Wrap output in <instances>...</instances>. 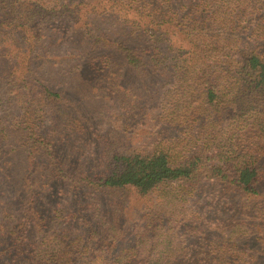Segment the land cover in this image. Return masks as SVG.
<instances>
[{"label": "rangeland", "instance_id": "obj_1", "mask_svg": "<svg viewBox=\"0 0 264 264\" xmlns=\"http://www.w3.org/2000/svg\"><path fill=\"white\" fill-rule=\"evenodd\" d=\"M143 1L0 0V250L8 252L11 232L26 222L29 249L45 239L55 249L72 246L70 255L80 258L85 251L77 248L86 240L95 264L135 245L139 235L150 240L131 251L133 258L219 264L235 253L229 264H264V181L256 197L221 182L166 186L175 199L132 188L97 190L81 179L105 176L115 156L168 147L186 137V124L201 125L184 119L201 113V92L172 59L186 58L178 34L171 43L157 41L162 56L149 60L147 75L117 49L118 42L153 47L145 28H171L150 24V5L162 0ZM218 2L170 0L168 14L177 9L182 17L193 5L213 12ZM242 18L232 44L264 48V9ZM235 220L247 230L230 240Z\"/></svg>", "mask_w": 264, "mask_h": 264}, {"label": "trees", "instance_id": "obj_2", "mask_svg": "<svg viewBox=\"0 0 264 264\" xmlns=\"http://www.w3.org/2000/svg\"><path fill=\"white\" fill-rule=\"evenodd\" d=\"M169 1H156L150 5L155 11L151 25L171 23V28H164L160 33H156L157 29L145 28L155 41V46L129 47L118 42L117 49L132 69L146 74L150 67L149 60L155 64L158 57L162 56L157 41L168 40L171 43L170 35L178 34L180 39L177 41L187 45L183 49L186 58L179 59L173 55L172 59H177L186 77L190 74L191 81H198L201 92V113L195 117L196 112H189L184 119L191 120L189 122L200 121L201 125L195 128L187 127L186 124V137L168 147L156 148L150 153L117 155L113 158L116 166L110 173L97 179H81L97 190L132 188L143 197L159 192L164 197L172 196L176 199L178 196L174 190H167L166 186L178 184L193 187L202 182H221L234 191L256 197L261 194L259 185L264 181V48L258 43L252 48L232 43L233 36L244 22L242 17L248 11L249 15H253L254 11L264 9V0H221L213 12L207 5L204 8L193 5L182 17L177 9L172 15L168 14L171 8ZM145 6L144 1L139 6L142 16ZM165 15L170 19L161 17ZM140 38H143V34ZM46 91L49 95L57 96L47 88ZM188 108L191 110V105ZM224 122L228 123L222 128ZM22 225L18 233L11 232L16 236L10 245L7 244L8 252L4 253V248L0 250V255H5L0 264H95L86 256V240L81 241L82 246L77 248L81 253L85 251L80 258L70 255L68 249L72 246L59 245L55 249L45 239L35 248L29 249L30 242L26 233L28 225L26 222ZM230 226L236 229L228 236L230 240L247 230L237 220ZM89 236H97L95 229L90 230ZM144 237L139 235L135 245L115 255L112 260L99 259L96 264H168L164 257L160 258L161 262L140 254L133 258L131 251L138 247L141 249L143 242L150 240ZM91 240L96 244L103 242L102 246L108 249L109 244H113L103 239ZM70 243L73 245L75 241ZM13 248L16 252L11 257ZM235 257V253L222 256L219 264L236 263ZM186 264L203 263L197 259Z\"/></svg>", "mask_w": 264, "mask_h": 264}]
</instances>
